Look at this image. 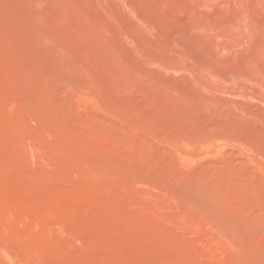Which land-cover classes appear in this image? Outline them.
<instances>
[{
    "label": "rangeland",
    "instance_id": "rangeland-1",
    "mask_svg": "<svg viewBox=\"0 0 264 264\" xmlns=\"http://www.w3.org/2000/svg\"><path fill=\"white\" fill-rule=\"evenodd\" d=\"M0 264H264V0H0Z\"/></svg>",
    "mask_w": 264,
    "mask_h": 264
}]
</instances>
